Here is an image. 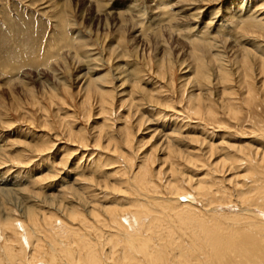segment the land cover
<instances>
[{
    "label": "bare ground",
    "instance_id": "1",
    "mask_svg": "<svg viewBox=\"0 0 264 264\" xmlns=\"http://www.w3.org/2000/svg\"><path fill=\"white\" fill-rule=\"evenodd\" d=\"M128 1L121 2V6L116 1L113 4L116 7H111L108 11L107 6H100L97 0H86V6H94L97 13L100 12V7L103 8V17L111 18L109 20L114 31L126 27L128 23L133 32L132 38L136 39L130 54L125 52L130 41L124 38L110 43L107 52L102 48L101 53H94L93 44H87L85 39L80 40V36H63L61 45L49 51L46 60L63 55L62 49H66L68 53L61 58V66L68 72L65 57L69 56L70 59L72 56L70 62L82 71L75 78L78 80L76 93H82L81 106H87L88 111L96 101L102 113L112 118L115 106L122 109L127 107L125 114L121 116V127L117 128L120 133L118 138L115 137L111 124L103 121L104 130L98 131L95 140H92L96 149L112 152L115 157L120 156L131 171V176L128 177L127 168L124 171L125 166L123 171L116 168L112 173L106 170L101 172L99 167H89L98 179L90 176L74 179L72 185L64 189L56 184L51 191L49 189V192L56 193L48 195L43 203H38L41 196L38 193L29 195L31 198H13L12 194L17 191L0 189V264H264V184L249 187L244 181L237 183L239 176H230L228 180L222 181L226 183L225 189L221 188L223 191L220 188L213 190L206 185L208 181L185 174L189 169H199L203 161L207 162L211 170L226 162V167H229L226 172L237 171L239 167L236 163L245 162L252 165L258 174H264L263 150L257 147L252 150L245 148L248 150L245 151L232 146L234 153L240 154L235 157L229 154V149L221 148L219 151L224 158L213 163L211 160L217 152L216 147H212L204 138L197 137L189 138L193 147L186 146L183 138L179 137V126L173 123L162 129L166 132L162 136L164 138L155 146L163 156L159 161L158 171L152 170L154 157L151 152L155 148L139 157L138 164L132 163L127 155L130 152L127 148H130L133 137V130L129 127L131 118L134 116L140 127L149 122L143 116L145 112L139 111L138 107H142V103L138 101L139 104H136L135 100L138 99L135 94L141 96V99L151 100V104L160 105L150 91L141 87L145 81L143 82L144 79L135 64L139 59L152 61L155 73L166 81H171L167 88H172V75L175 70L188 76L180 80V85L184 92L189 89L188 97L185 98L186 107L195 117L211 119L214 116V88H219L222 92L224 100H219V104L224 111L240 95L250 103L264 101V6L258 9L257 14L252 15L247 13L248 10L242 15L241 9L244 7L241 4L238 11L227 12L226 20L234 28L230 31L221 16L218 19L219 17L212 16L213 13L207 12L204 17H209L210 24L216 25L215 30L202 37L200 34L199 37L198 33H206L200 28L195 37L191 38L184 33L188 28L180 29L178 25L190 19L198 20L201 5L218 6L223 0H183L182 3H190L194 10L185 19H176L175 13L168 15L162 11L163 8H168L165 0H151V4L155 6L151 12L143 3L138 4V0ZM144 19L147 24L142 23ZM103 28L108 30L107 20L104 21ZM238 30H241V36L237 33ZM163 33L168 39L186 43V46H182L188 48V62L182 60L176 64L172 57V47L161 36ZM149 38L153 39L154 46L150 44ZM76 40L80 43L77 47L72 46ZM101 40L100 46H103L106 35ZM114 54L116 56H112ZM104 55L109 58H104ZM120 56L131 58L135 62L123 59L122 64L105 70V66L108 67L114 60L118 62ZM46 63L42 66L45 67ZM20 67L15 75L12 74L13 68L7 71L11 75V81H4L2 85L10 88L18 83L27 91L31 100L38 103L25 77L19 79L17 73ZM50 70L51 86L45 85L41 80L42 74H39V90L44 93L45 89L48 90L47 100L50 103L55 100L64 102L66 96L72 99L71 87L64 80V75H60L52 67ZM101 71L105 74L99 75ZM114 81H117L118 86L113 85ZM57 87L65 94L64 98L61 93H57ZM125 87L127 91L116 93V89ZM117 95H124L126 99H117ZM24 111L17 101H12L8 107L0 104V128L8 125L11 112L27 119ZM63 136L64 134H56L55 137ZM71 139H75L74 135L68 140ZM23 146L38 153L52 148L47 147L46 150V147L36 149L25 144ZM81 147L85 149L88 145L83 144ZM61 163L64 165L65 161ZM58 173L56 176L60 178L61 174ZM67 181L64 180V184ZM94 190H99L102 195L96 194ZM127 192H130L133 201L120 199V196L127 197ZM181 197L196 200L202 208L198 210L179 203ZM208 198L211 199L209 203H202ZM11 201L17 204L14 205ZM222 207L239 213L212 214V211L222 210ZM216 217L226 220V228ZM170 218L171 221L168 220Z\"/></svg>",
    "mask_w": 264,
    "mask_h": 264
},
{
    "label": "rangeland",
    "instance_id": "2",
    "mask_svg": "<svg viewBox=\"0 0 264 264\" xmlns=\"http://www.w3.org/2000/svg\"><path fill=\"white\" fill-rule=\"evenodd\" d=\"M97 1L100 6H107V11L111 7H116H114L116 1L120 3L119 6H121V2H129L128 0ZM182 2L183 0H165L168 8H163L162 11L167 12L166 14L168 15L170 13H175L176 19H185L189 14H193L194 10L191 8L192 6H190V3ZM142 3L147 6L149 12L155 9L153 3L151 4V0H138V4L142 5ZM240 4L244 7L242 8L243 10L241 9L242 15L247 12V10V13L249 14L250 12L251 14L249 15H252L257 14L258 9L264 6V0H223L218 6L211 4L210 6L204 7L201 5L199 10L201 17L199 15L196 21L191 19L183 21L178 25V28H188L189 30L185 29L184 33L191 38L195 37L200 28H203V32L206 33H198L197 36L201 34L202 37L211 34L215 30L216 25L212 23L214 25L212 28L209 17H204L206 13L209 12L210 14L213 13L212 16L219 17L218 19L223 18L226 22V26L229 27L228 31H230L234 28L233 25L226 20V18H228L226 16L227 12L238 11V8H240L239 6H241ZM94 5L96 4L94 3ZM143 8L145 7L143 6ZM118 10H120L119 7ZM103 11L104 9L100 7V12L97 13L94 6H86V0H0V104L8 107L12 101H17L18 104L25 109L24 117H27V119L24 120L20 115L11 112L8 118L9 120L7 121L8 125L4 128H0V189H7L8 191L13 189L17 191L16 194H12L13 198H31L29 195L38 193L41 195L39 196L40 201H38V203H43L48 195L56 193L54 191L49 192V189L51 191L56 184L64 189L71 186L74 179H83L85 176L98 179L96 174L89 167H93L94 169L99 167L101 172L106 170L108 173H112L116 168H120V170L123 171L125 166L124 171H126L127 165L123 163L124 161H122L120 156L115 157L112 152L96 149L93 145V140H95L98 131L104 130L103 121H108V124H111L115 132V137L118 138L120 133L117 131V128L121 127V116L125 114L127 107H124V110L120 108V106H115L116 109L114 108L112 118L102 113L98 105L99 103L97 104L96 101H94V104L92 103L93 106L88 111L87 106L84 108L81 106L83 105L82 93H76L78 80L75 78L81 75L82 71H80V67L70 62L72 56H70V59L68 58L69 56L65 57V63L69 69L68 72L61 66L63 61L61 58H64V54L68 53L65 51L66 49H62L63 55L60 54L61 56L58 55L57 57H51L52 59L49 58V60H46L48 59L46 58V54L61 45L63 36H68V38L80 36V40L85 39L87 44H93L95 47L94 53H101L102 48L107 52L110 43L124 38L130 41L128 48L125 50L126 53L130 54L132 52V47L136 44V39L132 38L133 32L130 30L128 23L126 27L114 31L111 28L112 22L109 20L111 18L108 19L107 17H103ZM96 14L99 15L96 16ZM151 15L153 14L151 13ZM239 15H241V13ZM145 19L147 18L145 17ZM145 19L142 21L144 24L148 22V19L146 22ZM98 20L101 21L97 22ZM105 20H107L108 23V30L103 28ZM97 24H99V26H97ZM190 29L192 30L190 31ZM186 31L190 32L187 33ZM240 31L238 30L237 33L241 36L242 33H240ZM149 33L151 32L149 31ZM151 34L149 35L151 36ZM103 35H106V42L103 46H100ZM161 36L163 40L172 47V57L175 59L176 64H178V61L182 60L188 62V56L186 55V50H188V48L182 46V44H186L185 42L176 39H168L165 33ZM218 37L222 39L221 36ZM149 39L150 44L154 46L153 39ZM73 42L72 46L75 47L80 43L78 40ZM150 50H152V47H150ZM112 56H116V54ZM105 57L109 58L108 55H104V58ZM151 57H153V51ZM43 59L47 62L45 67L42 66L45 64ZM123 59L126 61H134L133 59L131 60V58L120 56L117 59L118 62L114 60V64L111 63L108 67L105 66V70L122 64L123 61L121 62V60ZM135 64L140 70L141 76L144 79L143 82L145 81L142 83L143 86H140L144 87L146 91H150L152 97H154L156 102L160 105L154 103L153 105L150 103L151 100L141 99L142 97L138 94H135L137 97L134 95V98L136 97L138 99L135 100L136 104H139L137 103L138 101L143 104H141L142 107L138 108L140 112H145L143 116H145L149 122H146L140 127L134 116L130 120L129 127L133 130V137L130 148H127L128 150L130 149L127 155L132 163L138 164L139 157L146 154L149 150L150 153L151 150L155 148L153 152H151V155L154 157L152 170L158 171L160 167L159 161L163 156L158 153V149L155 146L164 138L162 136L166 132L162 129L165 127L167 128L166 125H171L173 123L179 126L177 127L181 130L179 137L183 138V144L186 146L193 147L189 138L197 137L199 139L204 138L208 144H211L214 148L216 147L215 152H217L211 160L214 161L213 163L220 162L219 160L224 158L221 151H219L221 148L229 149V154L235 157H239L240 154L236 155L234 153L235 150L231 148L232 146L242 149L248 148V150L258 147L264 151V101H254L250 103L243 99V95H240L238 98H235V100H232V104L227 106L226 111H224L219 104V100H224L222 92L219 88L218 90L214 88L212 89V91H214L212 96H214L216 100L214 102L215 106L213 105L214 111L212 115L214 116H212L211 119L198 118L191 115L188 111V107H186L189 89L184 92V89H182L180 85V80L184 79V77H188L187 75L184 76L182 72L175 70L172 75V88H167L168 84H171V81H166V79L161 78L155 73V66L151 60L146 58L142 60L139 59ZM18 67L21 68L19 69V73H17L19 79L25 77L28 87L33 90V95L37 98L36 100L38 103L31 100L27 91L23 89L20 84L15 83L11 85L10 88L2 85L4 81H11V75L7 74V71L13 68L12 74L15 75V71L17 72ZM51 67L59 71L60 75H64V80L71 87L72 99L67 96L65 97V94L61 92L62 90L57 87V93H61L62 97H65V100L64 102L55 100L54 103H50L47 100L49 95L48 90L45 89L48 94L39 90V74H42V82L45 85L51 86ZM149 67H151L150 70ZM102 74L104 75L105 72L101 71L99 73V75ZM113 85H115V87L118 86L117 81H114ZM109 87L114 88L113 86ZM122 90L127 91L128 89L127 87L124 89L118 88L116 89V93ZM217 93L220 94L216 95ZM117 99L124 100L126 97H124V95H117ZM162 125L164 126L162 127ZM65 133L67 135H65ZM56 134L61 136L64 134V136L62 138H57L55 137ZM72 135H74L75 139H71V141L68 140ZM23 144L36 149L46 147L47 150V147L52 148L48 151L38 153L28 150ZM83 144L88 145V147L85 149L82 148L81 146ZM248 150L245 149V151ZM120 151L125 153L122 150ZM28 152L30 154H28ZM63 160L65 161L64 165L61 163ZM101 163L104 164L98 166ZM236 164L239 167L237 171L226 172L229 168L228 166L226 167V162L224 165L217 166L216 169L214 168V170H211L207 162L205 163V161H203L199 169H189L185 174L189 176L194 175L196 178L204 179L205 182L208 181L206 185L212 187L213 190L220 188V190L223 191L226 187V183H222V181L234 176H239L237 183L240 184L244 181L249 187L250 185L252 187L262 186L264 184V174H258L252 165L245 162ZM127 172L128 177L131 176V171H129L128 168ZM53 173L56 174L54 175ZM57 173L58 175L61 174L60 178L56 176ZM224 173L226 176H224ZM222 174L224 179H222ZM64 180L67 181L66 184H64ZM27 181L29 184H26ZM218 181L220 182L218 183ZM62 183L63 185H61ZM239 184L236 185L239 186ZM94 192L98 195H102L99 190H94ZM129 193L130 192H127L129 197L126 194L127 197L120 196V199L133 201L134 199ZM210 201L211 199L208 198L202 203L207 204ZM179 203L190 205L198 210L202 208L199 202L187 197H181ZM12 204L16 205L17 203L12 202ZM232 204H235V202ZM233 210L234 209L222 207V210L212 211V214L239 213L238 211L233 212ZM216 218L217 220L219 219L218 221H220V224L222 223V226H227L224 218ZM168 220L171 221L172 218ZM262 221L264 222V219H262ZM191 227L195 228L194 226Z\"/></svg>",
    "mask_w": 264,
    "mask_h": 264
}]
</instances>
